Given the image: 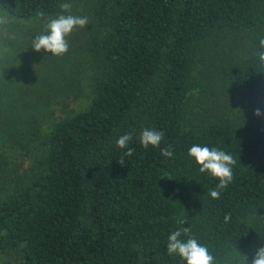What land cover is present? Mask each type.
<instances>
[{"label": "trees", "instance_id": "obj_1", "mask_svg": "<svg viewBox=\"0 0 264 264\" xmlns=\"http://www.w3.org/2000/svg\"><path fill=\"white\" fill-rule=\"evenodd\" d=\"M65 1L0 0V10L28 21L56 14ZM94 14L97 32L86 41L98 68L92 100L44 134L41 175L0 199V249L22 244L24 264H140L141 257L186 264L167 254V242L188 227L217 264L256 254L264 247V118L250 114L239 126L208 120L192 129L183 119L189 92L212 84L264 106V74L256 67L264 0H98ZM232 33L253 34L251 50L238 60L217 52ZM8 39L1 36L3 46ZM0 71V139L21 145L16 125L48 102L32 92L19 60L4 55ZM146 128L163 132L158 147L140 144ZM128 133L132 140L118 148ZM34 135L27 134L28 143ZM194 144L236 160L219 199L208 194L218 181L187 155ZM166 147L172 158L161 155ZM6 153L1 147L0 186L9 177Z\"/></svg>", "mask_w": 264, "mask_h": 264}, {"label": "rangeland", "instance_id": "obj_2", "mask_svg": "<svg viewBox=\"0 0 264 264\" xmlns=\"http://www.w3.org/2000/svg\"><path fill=\"white\" fill-rule=\"evenodd\" d=\"M72 5L69 12L60 10L50 16L34 18L32 20H12L0 10V67L4 55L17 59L23 63L25 73L31 76L32 92H40L48 106H41L39 113H33L25 121L16 125L14 139L21 140V145L11 140L0 139V151H7L5 156L8 173L7 183L0 186V199L15 191L24 183L28 186L34 177L42 173L40 160L43 158L45 146L43 136L53 124L63 118L70 117L76 112L88 108L92 97V78L98 73L96 60L86 49L87 39L97 32L95 21V6L98 0H66ZM74 15L88 18L84 28H76L67 37L69 50L62 56H52L43 50L36 52L31 48L35 35L44 32V24L58 15ZM8 36L7 45L2 44L1 36ZM253 34L232 33L223 37L217 52L224 59L238 60L245 57L251 49ZM2 49H5L3 52ZM202 68L198 60L194 68V75ZM2 72L0 71V76ZM33 78V79H32ZM260 102L255 96L240 97L227 93L217 84H212L207 91L194 87L187 97V111L184 113L183 128L192 129L208 120L218 121L232 126H239L243 118L253 114ZM2 127V125H1ZM19 127V129H18ZM36 127V130H35ZM3 130V128H0ZM35 133L31 141L28 133ZM24 144V147L22 145ZM13 169V170H12ZM9 182V183H8ZM22 244L12 249H0V264H24L22 261ZM255 250L239 252L240 262L244 257L248 262L254 257ZM140 264H148L141 257Z\"/></svg>", "mask_w": 264, "mask_h": 264}, {"label": "clouds", "instance_id": "obj_3", "mask_svg": "<svg viewBox=\"0 0 264 264\" xmlns=\"http://www.w3.org/2000/svg\"><path fill=\"white\" fill-rule=\"evenodd\" d=\"M71 7L72 5L68 2L60 5L62 12H69ZM38 15L43 17L44 13L40 12ZM87 24V17L71 14L58 15L45 22L44 32L35 35V39H32L31 42V48L36 52L43 50L45 53H51L52 56H62L69 50L67 37L74 29L78 27L84 28ZM259 48L261 51L256 53V67L259 69L260 74H264V36L259 38ZM253 115L257 118H264V106L255 108ZM163 136V132L146 128L140 134V144L145 149L149 146L158 147ZM132 138L130 133L123 134L116 140V146L120 149H125ZM124 155L132 156L133 149L128 148ZM161 155L165 158H172L174 153L171 147H166L161 150ZM187 155L199 166L201 173H207L218 181L216 187L210 189L208 194L212 199H219L222 190L226 189L233 180V167L236 164L233 155L217 147L210 148L195 144L188 149ZM120 164L124 165L123 158H121ZM230 219L231 214H225V222ZM179 223L184 224L185 221L180 220ZM190 231V228L187 227L171 232L168 236L167 254L179 257L186 264H217L216 258L209 251V248L201 244L195 237L189 235ZM182 237L187 238L182 239ZM243 257L245 258L243 264H249L247 257ZM250 264H264V247H260L256 251Z\"/></svg>", "mask_w": 264, "mask_h": 264}]
</instances>
